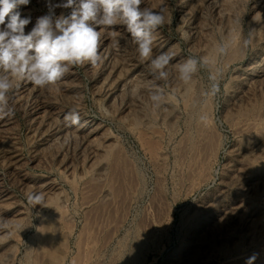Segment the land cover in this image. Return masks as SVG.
I'll return each instance as SVG.
<instances>
[{
    "label": "rangeland",
    "instance_id": "obj_1",
    "mask_svg": "<svg viewBox=\"0 0 264 264\" xmlns=\"http://www.w3.org/2000/svg\"><path fill=\"white\" fill-rule=\"evenodd\" d=\"M47 2L20 7L26 33ZM141 7L164 10L153 55L175 53L173 65L212 57L220 36L239 41L249 28L251 44L218 61L217 97L193 105L208 85L202 71L187 98L173 99L175 114L151 116L150 128L147 95H129L150 77L122 25L101 29L100 67L73 68L47 89L22 82L16 115L0 120V219L13 225L0 230V254L14 264H245L253 254L264 264V0ZM70 109L82 126L63 125ZM33 191L43 206L27 202Z\"/></svg>",
    "mask_w": 264,
    "mask_h": 264
},
{
    "label": "clouds",
    "instance_id": "obj_2",
    "mask_svg": "<svg viewBox=\"0 0 264 264\" xmlns=\"http://www.w3.org/2000/svg\"><path fill=\"white\" fill-rule=\"evenodd\" d=\"M31 0H0V120L16 115L15 95L22 82L35 88L47 89L57 86L73 69L91 65L100 67L106 56L101 52V29L122 25L136 46L141 63H146L149 80L130 88L129 95L140 99L146 94L150 115L141 123L152 127L156 123L151 116L167 121L175 114L173 99L187 98L198 86V74L207 72L208 85L199 90L193 105L206 104L221 92L223 70L218 61L229 54L233 45L248 47L249 37L241 40L225 39L220 36L212 57L190 54L182 62L173 65L175 53L161 52L153 55L154 33L166 22L164 10L155 11L141 7L143 0H48L47 12L36 19L26 33L31 17H22L21 6ZM57 9L62 11L57 14ZM67 10V11H63ZM240 23L239 19L235 21ZM177 80L181 87L169 91L171 81ZM209 117L200 113L197 120L206 123ZM67 128L82 126L81 115L70 109L63 116ZM65 136L64 145L72 142ZM27 202L35 207L44 203L39 192H28ZM13 227L7 220L0 219V230ZM258 254L248 257L245 264H255ZM0 264H14L11 253L0 254Z\"/></svg>",
    "mask_w": 264,
    "mask_h": 264
},
{
    "label": "bare ground",
    "instance_id": "obj_3",
    "mask_svg": "<svg viewBox=\"0 0 264 264\" xmlns=\"http://www.w3.org/2000/svg\"><path fill=\"white\" fill-rule=\"evenodd\" d=\"M51 224V223H50ZM47 225V224H46ZM48 226V225H47ZM50 226V225H49ZM53 226V225H52ZM56 226V225H55ZM55 226H53V227H55ZM52 229V228H51ZM49 230V229H48ZM47 230V231H48ZM48 232H50V231H48ZM51 232L53 233V230H51ZM52 235V234H51ZM238 258V257H237ZM240 258V257H239ZM241 259V258H240ZM236 261V260H235Z\"/></svg>",
    "mask_w": 264,
    "mask_h": 264
}]
</instances>
